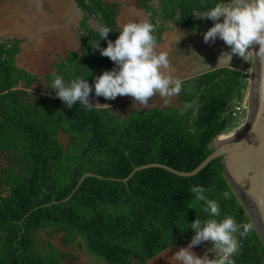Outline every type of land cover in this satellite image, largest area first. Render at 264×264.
<instances>
[{
    "label": "trees",
    "instance_id": "1",
    "mask_svg": "<svg viewBox=\"0 0 264 264\" xmlns=\"http://www.w3.org/2000/svg\"><path fill=\"white\" fill-rule=\"evenodd\" d=\"M73 1L83 14L86 36L81 50L69 52L68 61L46 76L48 89L35 91L38 75L19 65L24 41H0V264H65L72 256L57 249V238L65 248L83 246L104 264H149L171 245H188L194 235L190 224L197 216L207 218L203 202L190 192L197 184L207 188L209 199L219 201L217 219L231 215L250 224L222 158L193 177L149 168L124 180L137 167L155 163L185 173L198 168L213 153V141L246 117L233 118L232 111L248 91L251 61L245 60L241 70L223 67L203 74L196 110L154 107L122 117L119 106L89 109L79 100L69 109L50 89L51 80L60 74L66 81L80 76L92 84L95 75L112 69L110 58L91 46L103 26L113 30L108 39L118 38L120 14L118 6L104 0ZM154 1L138 3L156 27L157 44L168 29L165 23L193 31L212 23L193 12L203 14L218 2ZM90 20L99 27H90ZM99 43L107 46L105 39ZM180 93L185 102L193 98ZM89 100L109 101L94 90ZM86 174L94 176L79 185ZM239 239L235 264H264V242L256 230L251 227ZM207 244L198 246L202 251Z\"/></svg>",
    "mask_w": 264,
    "mask_h": 264
},
{
    "label": "clouds",
    "instance_id": "2",
    "mask_svg": "<svg viewBox=\"0 0 264 264\" xmlns=\"http://www.w3.org/2000/svg\"><path fill=\"white\" fill-rule=\"evenodd\" d=\"M193 14L198 19L215 22L203 34L205 43H214L219 39L230 47V52L221 53L218 63L232 59L233 55L244 58L252 47L264 53V0H218L203 14ZM155 31L156 27L150 20L129 21L119 28L118 38L113 41L108 39L113 30L108 26L100 27L99 39L91 47L99 50L101 56L110 58L113 68L95 75L92 84L80 76L66 81L62 75L56 74L50 89L69 109L78 100L85 108L98 105L89 100L93 90L96 97L105 99L128 95L133 98V104L141 106L147 105L154 95L162 99L178 95L182 90V80L165 71L169 68L168 54L157 51ZM100 39L107 41L106 47L100 46ZM206 191L202 184L191 186L190 192L197 201L203 202L202 210L207 213V218L201 220L197 216L189 227L194 230L190 242L172 257L180 264H235L233 258L240 248L239 238L247 236L252 226L238 223L231 215L217 219L221 215L220 203L209 199ZM222 196L230 198L228 192L222 193ZM202 242H210L211 247L201 256L192 249ZM210 252L215 253L213 259L209 258Z\"/></svg>",
    "mask_w": 264,
    "mask_h": 264
},
{
    "label": "rangeland",
    "instance_id": "3",
    "mask_svg": "<svg viewBox=\"0 0 264 264\" xmlns=\"http://www.w3.org/2000/svg\"><path fill=\"white\" fill-rule=\"evenodd\" d=\"M104 1L109 2L112 0ZM129 10L131 12V15L129 14L131 17L128 16V19L127 17H122L119 22L120 26L131 20L140 21L143 14L141 6L139 4H133L129 6ZM86 23H88L90 27H99L98 23L92 20ZM84 24L83 14L73 0H2V4L0 5V38H3V41L4 39L16 38H20L24 41L22 44V53L18 57V62L22 67L28 68L35 75H38V82H36L34 86L35 91H44L46 88L48 89L49 83L46 81V76L49 74L54 75L58 70V64L68 61L70 56L69 52L81 50L83 38L86 36ZM208 27L210 28L211 25ZM181 41L183 42L184 40L182 39ZM208 45L213 46L214 43L209 42ZM178 48L180 47L178 46ZM252 49L255 53L256 48L252 47ZM248 53H251V49H249L245 57H241L242 59L238 62L241 64V66L238 67L240 70L241 68L243 69L245 60H250L252 64L253 58L252 56H248ZM216 55L217 53L214 56ZM202 57H204L205 60L203 63L200 62L199 48H195L192 45L185 47L182 44L181 55L179 53L177 59H173L170 65H172V68L183 69L185 64H188L187 71L183 74L197 76L198 74L226 67V65H229L230 68H234L236 67L237 59L240 58L236 55L232 57V59H226L227 62L222 60L218 63L219 59H209L207 52H205ZM165 99H167V103H165ZM165 99H162L159 95H154L149 98V103L147 105L141 106L133 104V98L131 96L118 95L115 99H109L106 103L94 102L93 104H98L96 105L97 107L119 106V114L122 117L127 116L136 109L162 108V106L165 105L182 106L183 99L180 93ZM198 106L199 104L192 110H196ZM62 139L67 143L65 136H63ZM3 166L4 161L0 159V169ZM228 183L231 186L229 181ZM54 244L57 249L64 254L72 256L66 259L65 264H104L96 258L91 257L81 245L65 248L58 238L54 239ZM186 246L187 245L177 246L169 251L167 250L149 264H180V262L176 261L172 256L180 248ZM210 247L211 244H207L201 251L200 246L197 245L194 246L192 250L197 255L202 256ZM208 255L210 259L215 257L214 252H210Z\"/></svg>",
    "mask_w": 264,
    "mask_h": 264
},
{
    "label": "water",
    "instance_id": "4",
    "mask_svg": "<svg viewBox=\"0 0 264 264\" xmlns=\"http://www.w3.org/2000/svg\"><path fill=\"white\" fill-rule=\"evenodd\" d=\"M249 98L250 112L240 127L216 138L212 143L213 153L194 171L180 172L155 163L137 167L124 182L136 172L149 168H161L180 177H193L214 159L222 158L224 174L245 208L251 226L264 242V53L257 49L250 71ZM90 176L94 175H84L79 185Z\"/></svg>",
    "mask_w": 264,
    "mask_h": 264
},
{
    "label": "crops",
    "instance_id": "5",
    "mask_svg": "<svg viewBox=\"0 0 264 264\" xmlns=\"http://www.w3.org/2000/svg\"><path fill=\"white\" fill-rule=\"evenodd\" d=\"M157 2H158V0L154 1L155 4H157ZM107 3L119 7V10H120V14L118 17L119 28L121 27L119 25L120 19L122 17H127V19H128V16L131 15V12L129 10V6L133 5V4H139L138 0H112V1H109ZM1 4H2V0H0V5ZM145 19L149 20V16L143 10V14H142L140 21H143ZM131 21H136V20H131ZM205 24H203L202 27H205ZM210 24L211 23H209V25ZM164 25H166L168 27V29L164 33H162L163 41L160 44H157V48H158L157 51L158 52H159V50L164 51V52H167V54H168L169 68L166 69L165 71H167L168 73H170L174 77L181 79L182 85L186 84L189 81L195 80L197 78L198 79L201 78V76L205 73L198 74L197 76L183 74L184 72L187 71L188 64H185V67H183V69H178V68H172L171 67L172 65H170V62L173 59H177V55H179V53L181 55L182 44L185 47L192 45L195 48H199L200 49V58H201L200 62L203 63L205 61L204 57H202V56L204 55V53L208 49V46H210V45H208L209 43H205L203 40V34H204L203 28L201 27L199 30L193 31V30H190V29H187L184 27L176 26V25H174L173 22L165 23ZM2 39L3 38H0V41H3ZM182 39L184 40L183 42L181 41ZM6 40L7 39H4V41H6ZM178 46L180 48H178ZM215 52L217 53V55L216 56L212 55V58L217 60L221 56L223 49L220 46H217V50ZM224 60L227 62L226 59H224ZM227 66H229V65H226V67ZM239 66H241V64L238 63V66L236 65V67H239ZM166 106H170V105H165L162 107H166ZM171 107L182 108L181 106H175V105L174 106L171 105ZM184 112H186V111H184Z\"/></svg>",
    "mask_w": 264,
    "mask_h": 264
},
{
    "label": "flooded vegetation",
    "instance_id": "6",
    "mask_svg": "<svg viewBox=\"0 0 264 264\" xmlns=\"http://www.w3.org/2000/svg\"><path fill=\"white\" fill-rule=\"evenodd\" d=\"M213 24H214V21L210 24L211 27L213 26ZM210 25L206 23L205 27H202L204 33H205V31H207V29H209L208 26H210ZM216 45L220 46L223 49V52H230V47L227 46L222 40L217 39L214 42V45L213 46H211V45L208 46V49L206 50V52L209 55V59L212 58V55L214 56L216 54L215 53V51L217 49ZM234 56H236V55H233V57ZM241 59H242L241 57L237 59V62H236L237 66H238V62ZM200 84H201V78H199V79L197 78V79L189 81V82H187L186 84L183 85L182 91L187 93L188 95L193 96V98H192V100L190 102H185V101L182 100V106H181L182 108H179L182 112L189 111L190 108H191L190 110L195 109V106L197 104H199V95H197V93H198V86ZM180 96H181V93H180ZM238 127H240V125Z\"/></svg>",
    "mask_w": 264,
    "mask_h": 264
},
{
    "label": "built area",
    "instance_id": "7",
    "mask_svg": "<svg viewBox=\"0 0 264 264\" xmlns=\"http://www.w3.org/2000/svg\"><path fill=\"white\" fill-rule=\"evenodd\" d=\"M248 56H252L253 58L254 50L252 48H251V53H248ZM247 82L250 83V78L247 79ZM249 112H250V98H249V89H248L244 98L241 101L234 104L232 116L233 118H240L245 114L247 116Z\"/></svg>",
    "mask_w": 264,
    "mask_h": 264
}]
</instances>
